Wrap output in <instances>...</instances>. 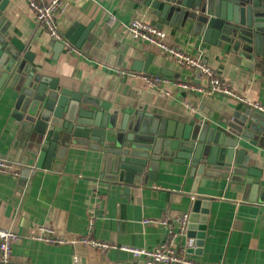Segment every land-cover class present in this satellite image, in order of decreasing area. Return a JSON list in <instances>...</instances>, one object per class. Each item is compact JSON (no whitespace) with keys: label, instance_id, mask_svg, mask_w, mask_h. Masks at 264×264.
Segmentation results:
<instances>
[{"label":"crops","instance_id":"crops-1","mask_svg":"<svg viewBox=\"0 0 264 264\" xmlns=\"http://www.w3.org/2000/svg\"><path fill=\"white\" fill-rule=\"evenodd\" d=\"M2 15L9 38L26 44L33 54L30 65L37 73L57 79L59 85L80 92L108 112L117 111L118 122L128 110L178 122L197 118L216 127L230 122L236 111L246 107L223 95L174 85L183 81L206 86L208 81L205 76L195 79L156 47L132 39L129 21L138 18L150 23L152 19L132 0H63L62 13L56 18L60 41L65 42L63 36L74 23L89 27L90 41L80 48L65 44L60 52L54 48L57 41L34 20L28 0H8ZM162 30L169 45L212 68L248 102L264 106L263 69L249 66L244 58L237 61L226 50L201 47L188 26L179 29L164 24ZM135 61L148 63L147 69H133ZM132 73L160 74L170 81L159 89L151 88ZM14 96L7 87L0 93V157L19 160L22 167L17 177L0 173V228L18 235L11 245L17 263L72 264L77 257L79 264H143L119 247L153 249L163 243L164 229L143 223L150 218L167 219L172 224L177 232L175 243L184 248L189 259L206 264H264V126L251 136L252 145L245 143L244 163L259 170L253 193L250 188L244 191L242 183L230 176H202L197 182L193 195L210 202L204 242L196 253L186 228L180 232L176 224L183 213L190 214L193 200L194 177L185 167L160 161L153 180L146 177L125 191V186L104 177V149L75 144L58 160L59 170L52 168L55 161L48 169L37 168L24 148L27 137L11 116ZM250 110L256 121L264 123V115ZM39 225L51 226L66 239L89 233V237L116 247L99 251L79 241L55 244L31 239Z\"/></svg>","mask_w":264,"mask_h":264},{"label":"water","instance_id":"water-1","mask_svg":"<svg viewBox=\"0 0 264 264\" xmlns=\"http://www.w3.org/2000/svg\"><path fill=\"white\" fill-rule=\"evenodd\" d=\"M132 1L143 7L157 28L188 26L201 47L226 50L237 61L244 58L249 66L264 70V0ZM7 3L0 0V93L5 87L15 92L11 116L27 137L24 148L35 166L48 169L55 161L52 168L59 170L58 160L68 147H101L107 153L104 177L125 186V191L146 177L153 180L160 161L185 167L194 177L186 237L200 253L210 200L193 195L197 182L202 176H230L242 183L244 191L250 188L253 193L259 170L244 163L245 143L253 144L251 136L264 123L256 121L247 106L236 111L230 122L216 127L197 118L178 122L128 110L118 122L117 111L108 112L98 102L31 67L33 54L28 46L9 38L3 27ZM63 38L65 42L54 43L59 52L65 44L80 48L90 41L89 27L74 23ZM123 54L124 50L119 61ZM147 64L135 61L133 69L145 71Z\"/></svg>","mask_w":264,"mask_h":264},{"label":"built area","instance_id":"built-area-1","mask_svg":"<svg viewBox=\"0 0 264 264\" xmlns=\"http://www.w3.org/2000/svg\"><path fill=\"white\" fill-rule=\"evenodd\" d=\"M28 6L33 13L34 20L38 25L45 28L50 39L53 41H60L62 36L58 31L56 18L62 13L63 0H28ZM114 20L115 18L112 17L111 21L113 22ZM127 30L132 39L156 47L166 55L170 56L179 66L187 69L190 72V75L195 77V79L205 76L208 81L206 86H196L190 82L183 81L174 82V85L177 87L187 90H197L198 92L207 95H223L264 115L263 105L248 102L243 96L230 89L226 81L220 78L212 68L203 64L200 60L187 55L179 48L169 45L166 42V33L162 29H159L155 25L141 19L132 18L127 25ZM132 75L139 78L144 85L157 89H159L162 84L170 81L168 77L160 74L132 73ZM163 93L165 95L170 94L167 90H163ZM21 167L22 163L19 160L6 156L0 157V173L2 174L17 177ZM188 218L189 213L187 212L179 217L176 224L178 225L180 232L185 230ZM143 223L159 225L165 231L166 240L153 249L120 246L119 248L121 250L128 251L133 258L141 260L143 264H206L189 259L186 256L184 248L177 247L175 243L177 232L174 231L172 224L169 223L167 219L146 218L143 220ZM89 228H91V223H89ZM89 235V233H86V235L79 238L66 239L65 236L58 235L56 230L51 226L39 225L29 237L34 240L55 244L79 241L99 251L116 247L110 243L93 239L89 237ZM17 239L18 235L11 229L0 228V264H19L13 259L11 253V245ZM72 264H79L77 257H73ZM207 264L227 263L215 262Z\"/></svg>","mask_w":264,"mask_h":264}]
</instances>
